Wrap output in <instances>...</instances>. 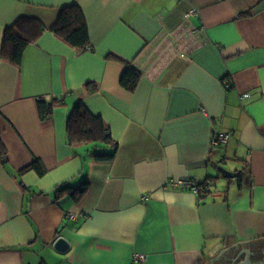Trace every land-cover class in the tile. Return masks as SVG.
Here are the masks:
<instances>
[{
	"label": "crops",
	"instance_id": "obj_1",
	"mask_svg": "<svg viewBox=\"0 0 264 264\" xmlns=\"http://www.w3.org/2000/svg\"><path fill=\"white\" fill-rule=\"evenodd\" d=\"M73 4L92 51L45 31L20 67L3 59L17 19L52 27ZM128 64L141 73L134 90L121 81ZM40 99L59 102L46 121ZM77 104L103 119L114 159L70 144ZM217 132L226 146H213ZM0 142V264L264 257V0H0ZM37 159L44 177L25 170ZM210 178L203 198L172 185ZM87 182L79 202L56 197ZM59 237L72 244L66 256L53 250Z\"/></svg>",
	"mask_w": 264,
	"mask_h": 264
},
{
	"label": "trees",
	"instance_id": "obj_2",
	"mask_svg": "<svg viewBox=\"0 0 264 264\" xmlns=\"http://www.w3.org/2000/svg\"><path fill=\"white\" fill-rule=\"evenodd\" d=\"M60 11V15L52 27H48L33 18L20 17L13 25L6 28L1 50L3 59L20 67L26 48L36 43L45 31H50L79 52H86L89 48H92L88 22L80 6L73 4L65 6ZM140 77L141 73L133 65L128 64L121 78L122 85L126 89L134 90L140 81ZM94 87L97 88V86ZM90 91L92 92V90ZM58 104L59 102L55 100L51 102L43 99L38 100L40 119L46 121L51 117L55 106ZM74 108L68 118L67 125L70 144L90 146L92 153L96 155V159L106 161L114 159L117 145L113 142L103 119L97 116L94 117L81 104H77ZM101 148H112V153L103 154L101 153ZM2 150L0 142V151ZM25 170L35 171L40 177H44L47 174L41 159L34 161ZM238 172L237 178L240 181L244 172ZM216 180L210 178L208 181L198 184L201 198L209 195L211 187ZM89 187L90 184L88 182L75 187L70 184H63L55 190V194L58 199L63 197V195H69L74 202H79L87 195Z\"/></svg>",
	"mask_w": 264,
	"mask_h": 264
},
{
	"label": "water",
	"instance_id": "obj_3",
	"mask_svg": "<svg viewBox=\"0 0 264 264\" xmlns=\"http://www.w3.org/2000/svg\"><path fill=\"white\" fill-rule=\"evenodd\" d=\"M218 170L223 174V176L225 178H227V177L228 178H232V177L235 176L233 174H230V173L226 172L222 167H219ZM53 243H54L53 244V250L57 254L62 255V256H66L70 252V250L72 248V244L64 237L57 238ZM242 252H246L247 255H246V258L243 259V261L239 262L238 264H264V258L260 262H255L253 260L254 256H251L252 254L249 253V250L248 251L247 250H243Z\"/></svg>",
	"mask_w": 264,
	"mask_h": 264
},
{
	"label": "built area",
	"instance_id": "obj_4",
	"mask_svg": "<svg viewBox=\"0 0 264 264\" xmlns=\"http://www.w3.org/2000/svg\"><path fill=\"white\" fill-rule=\"evenodd\" d=\"M192 14L194 16H197L198 12L197 11H192ZM89 51H92V48H89L88 49ZM247 97V96H245ZM230 135L229 134H226L224 132H217L213 135V141H212V144L214 147H218V146H226L227 143L229 142L230 140ZM172 185L175 186V187H188L190 188L194 193L196 194H199V186L197 183H194L193 181H189V180H184V181H172ZM148 198L147 197H144L143 200H147Z\"/></svg>",
	"mask_w": 264,
	"mask_h": 264
},
{
	"label": "flooded vegetation",
	"instance_id": "obj_5",
	"mask_svg": "<svg viewBox=\"0 0 264 264\" xmlns=\"http://www.w3.org/2000/svg\"><path fill=\"white\" fill-rule=\"evenodd\" d=\"M263 258H264V257H261V258L258 257V258H256V259L253 258V260H254L255 262H260Z\"/></svg>",
	"mask_w": 264,
	"mask_h": 264
}]
</instances>
